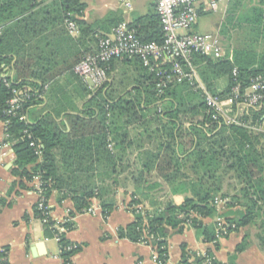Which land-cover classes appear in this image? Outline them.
I'll return each instance as SVG.
<instances>
[{"label":"trees","instance_id":"trees-1","mask_svg":"<svg viewBox=\"0 0 264 264\" xmlns=\"http://www.w3.org/2000/svg\"><path fill=\"white\" fill-rule=\"evenodd\" d=\"M84 6L83 0H0V65L13 70L12 75L6 78L9 84L0 78V120H9L6 132L10 135L8 140L15 155L11 172L18 178L12 185L28 189L26 184L37 177L42 190L40 197L45 205L55 190L58 203L65 198L72 200L74 210L69 212L70 217L76 212L86 211L92 198L99 200L102 215L107 217L116 205L115 186L122 171L118 164L127 161L126 148L132 142L130 128L148 117V121L156 120L159 125L158 129L153 130L156 147L144 151L143 169L138 172L139 176L149 174L156 164L157 174L172 184L171 193L182 191L185 196L179 203L169 199L161 201L158 193H154L159 184L135 186L128 203L134 219L118 227L116 234L119 238L141 242L145 236H150L152 244L158 247L162 262L167 258L166 240L171 231L182 232L189 224L204 240L214 239L211 228L202 219L217 216L213 204L215 197L227 199L221 186L224 174L240 185L239 192L245 199L242 204L244 211L237 217L228 218L235 222V229L253 223L261 213L264 214V137L251 128L262 122L264 97L258 108L236 111L233 105L236 122L228 123L221 117L213 120L203 100L200 99L192 107L189 105L197 96L196 92H200L199 89L187 82L170 83L158 94L154 73L143 66L137 57L126 56L119 59L133 58L143 73L141 88L134 87L133 91L112 100L104 98L102 94L105 82L94 93L84 90L88 99L81 108L66 92L60 91L56 98L52 96L49 85L63 70L76 75L73 72L76 63L59 68L54 49L56 43L60 45L63 35L59 41H54L47 31L62 26L61 33L74 42V37L66 29L65 19L74 21L79 33L87 31L89 27L78 18ZM233 11H238L234 19L236 24L254 33L253 39L259 34L264 37V6L245 8L243 0H234ZM145 19L149 20L151 27L144 35L137 28L142 19L131 26L141 40L160 43L162 30L156 11ZM101 36H96V43ZM252 38L250 42L247 40L248 45L253 44ZM199 62H204L205 68H211L217 75L228 77L224 91L216 93L210 90L224 98L235 83L233 67L237 68L241 91L250 85L252 78L264 73V49L251 46L234 48L232 57H228V52L220 59L199 56L194 60L196 67ZM199 73L206 82L203 73ZM178 84L181 86L177 87ZM13 88L28 90L29 97H24L20 107L6 115L8 100L14 95ZM141 99H144L143 105ZM43 103V107L36 109ZM46 109L49 111L42 114ZM199 110L204 111L202 120L198 122L200 127H189L196 140L185 151L176 145L182 126L178 117ZM60 117L62 119L58 120ZM28 133L39 145L40 156L35 155L34 149L28 145ZM178 178L181 181L174 184ZM238 196H231L232 200L226 201L225 206H232L233 199L236 200ZM3 205L5 201L0 198V207ZM138 205H143V208H137ZM33 215L43 222L47 237L56 233L61 236L60 256L68 261L79 246L66 249L72 243L64 233H58L54 221L38 208L37 203L33 206ZM61 226L70 231L73 221L66 220ZM243 246L244 243L238 244L235 252ZM182 251L180 264H205L204 257L194 255L191 259L184 247ZM7 252L6 246H0V264H9ZM234 258L233 254L231 259ZM213 264L224 263L214 260Z\"/></svg>","mask_w":264,"mask_h":264},{"label":"crops","instance_id":"crops-1","mask_svg":"<svg viewBox=\"0 0 264 264\" xmlns=\"http://www.w3.org/2000/svg\"><path fill=\"white\" fill-rule=\"evenodd\" d=\"M83 2L85 4L84 10L78 18L89 29L82 33H79L78 30L77 34H70L72 38L74 37V42H71L67 35L61 33L63 31L61 29L62 26H57L47 31L50 38L55 39L54 41H57L63 35L62 41L58 40L60 42L59 46L55 42L56 48L54 49L59 68L64 65L72 66L84 56L93 53L97 45L96 36L112 37L114 27L121 22L126 23L129 28L136 32L131 25L136 20L142 19L137 24V28L140 30V34L144 35L145 31L150 30L151 27L149 20H146L145 17L155 12V0H130V7L128 8L125 7L123 0H83ZM227 2H224L222 12ZM218 10L219 6L215 11L210 12H217ZM205 13L209 12H200L199 15ZM198 25L197 17L195 24L189 31L199 33L218 32L221 44V29L219 31L217 29L214 31H200ZM240 31L241 39L237 40L239 42L235 46H229L230 54H228V57H232L234 48H244L248 45L247 40L250 39H247L248 31L246 29ZM223 50L225 51V49ZM14 60L15 57L13 62ZM203 63L199 62L197 64V87L200 88V92H196L197 96L189 102L191 107L197 104L200 99L203 100V91L210 92L212 89L219 93L224 91L228 85V77L226 75H217L211 68H205ZM199 71L203 73L207 80L206 82L201 78ZM142 74L133 58L114 60L109 65L107 81L102 89L104 98L108 97L113 100L114 97L116 100L127 91H133L134 87L141 88ZM179 86L181 85L178 84L177 87ZM100 87L89 90L76 75L63 70L48 88H51L54 98L60 95V91L68 93L81 108L88 99L85 91L94 93ZM131 94L134 95L135 93L131 92ZM44 103L38 105L36 109L43 107ZM140 103L143 105L144 99H141ZM225 108L231 114L233 113L231 106L227 105ZM47 111L49 110H44L42 114ZM203 112L199 110L195 113L189 112L186 115L180 114L178 117L182 126L176 145H180L185 151L191 147V142L196 140L189 127L191 125L200 127L198 122L202 120ZM60 119L62 118L60 117L58 120ZM152 121H148V117H146L130 128V139L132 142L126 148L127 161L126 163L121 162L118 164V168L122 169V171L118 174V183L115 186L116 205L107 217L102 215L99 200L96 198L91 200V211L76 212L74 216L70 217L69 212L74 210L72 200L65 198L61 203H58L57 192L55 190L51 192L47 200L49 217L57 225H61L66 220L73 221V229L63 232L72 244L79 246V250L70 256V264H155L152 261L150 244L119 238L116 234L118 227L125 226L134 219L128 203L135 186L145 187L150 183H157L160 185L159 188L169 187L158 192L159 200L161 201L169 199L179 203L185 196V192L182 191L171 193L170 187L172 184H169L157 174L156 164L151 168L149 174H145L143 177L139 176L138 172L143 169L144 151L147 149L154 150L156 147L153 130L158 129L159 125L156 124V120ZM177 125L178 127L180 126V124ZM3 141L4 125L0 121V143ZM2 151L6 153L4 157L1 156ZM14 159L15 155L11 145L9 149H0V198L5 201V205L0 207V246L7 247L8 263L64 264L65 261L60 256L59 240H57L56 234L52 237H47L44 233L43 222L33 215V206L38 201V180L34 179L26 184L29 186L28 189L12 185L15 180H18L11 172ZM119 165L122 166L119 167ZM179 181H181L180 178L174 184ZM221 186L222 193H224L227 201L232 200L231 196L239 194V187L237 189L226 174L222 176ZM233 200L234 204L232 206L224 205L218 214L221 212L222 215L229 219L237 217L244 206L238 200ZM215 219L216 216L202 219L203 223L211 228L213 235L216 229ZM249 225L254 227V231L250 229ZM212 240H204L201 235H197L195 229L189 224L184 227L182 232L171 231L166 240L167 258L161 264H180L183 247L186 254L191 258L195 254L209 253L216 262L224 264H264V214L261 213L259 218H256L253 223L240 226L219 238L216 242H212ZM241 243H244L243 248L235 252L237 245ZM233 254L235 255L234 260L231 259Z\"/></svg>","mask_w":264,"mask_h":264},{"label":"built area","instance_id":"built-area-1","mask_svg":"<svg viewBox=\"0 0 264 264\" xmlns=\"http://www.w3.org/2000/svg\"><path fill=\"white\" fill-rule=\"evenodd\" d=\"M125 7H130V0H123ZM228 0H155V11L159 18L162 30V41H143L136 32L129 28L126 23L121 22L113 29V36H101L97 40L96 50L84 56L78 63L73 66V72L79 77L82 83L89 89L93 90L102 86L107 81V70L112 60L121 57H137L143 66L153 72L157 79V93L161 94L164 88L170 83L187 82L195 86L198 80L197 67L194 64L196 56L220 59L226 53L222 49L218 38V32H190V28L195 24L200 12L215 11L219 4ZM65 26L72 35L78 33L74 21L65 19ZM13 70L4 64L0 65V78L6 83L7 77L12 75ZM234 85L230 92L223 98L218 94L203 91V101L211 119L217 120L221 117L226 122H236V112L231 114L226 110V106L235 105L236 111H243L248 108H258L261 106L264 97V73L259 74L251 79L250 85L241 91L237 81V68L232 69ZM14 94L8 100V108L5 114L12 113L13 110L20 107L24 97H29V91L26 89H12ZM4 125V141L0 143V149H9L11 143L8 140L10 135L6 132L8 119L0 120ZM256 132H260L264 137V116L258 126H252ZM26 133L27 131L24 130ZM29 139L28 145L34 149V154L41 155V150L36 140L30 133L27 134ZM111 147V144H108ZM6 153L1 152L4 157ZM35 179L38 180L36 177ZM39 182V181H38ZM39 209L44 210V214L49 215L47 204L40 197L42 190L40 183L37 184ZM227 199L215 197L214 206L217 212L225 205ZM137 208H143L138 205ZM90 205L86 211H91ZM216 229L214 239L216 242L219 238L235 230V222L229 220L221 214L216 216ZM58 233L65 232V228L60 224H54ZM57 240L61 236L56 233ZM141 242L150 244L152 248V261L155 264H161L159 259L158 247L152 244L150 236H145ZM76 248L75 244L68 245L66 249ZM165 255V254H163ZM196 256L204 257L205 264H213L214 257L209 253H199ZM193 259V258H191ZM64 264H70L69 260Z\"/></svg>","mask_w":264,"mask_h":264},{"label":"rangeland","instance_id":"rangeland-1","mask_svg":"<svg viewBox=\"0 0 264 264\" xmlns=\"http://www.w3.org/2000/svg\"><path fill=\"white\" fill-rule=\"evenodd\" d=\"M233 1L234 0H229L226 3L223 9V12H222V8H223L224 2L219 4V10L217 12H209V13L201 14L198 16V23H199L198 28L200 31H203V30L214 31L215 29H217L218 31L220 29L222 30V34L220 35L221 41H222L221 44H222L223 49H225V53L228 52V54H230L229 46H235L237 42H239L237 40L241 39L240 30H243L246 28L245 26L241 27V26L236 25V20L234 19L238 11L237 12L233 11ZM243 5L245 8H248L251 5L264 6V0H243ZM247 31H248L247 39L252 38V36L254 37V33L253 34L249 33L250 31L248 29ZM256 35L257 34H255V36ZM262 37H263L262 34H259L257 38H254V39L252 38L253 44L251 43V45H247V47L251 46V48L264 49V37L263 38ZM248 41L250 42L251 40H248ZM197 86L198 84H196L194 88L200 89ZM231 181L232 183L235 184L236 188L238 189L240 185L232 179ZM168 188L169 187L157 188L154 190V193H158L160 190H166ZM236 200H238L239 203L244 204L243 202L245 201V199L241 196V192H239V196L238 198H236ZM242 211H244V208ZM249 227L251 230L254 231V227L252 225H249Z\"/></svg>","mask_w":264,"mask_h":264}]
</instances>
